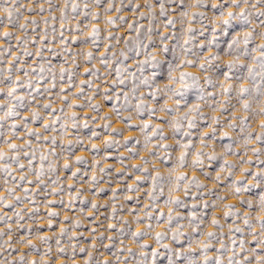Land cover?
I'll return each mask as SVG.
<instances>
[{
  "label": "rangeland",
  "instance_id": "obj_1",
  "mask_svg": "<svg viewBox=\"0 0 264 264\" xmlns=\"http://www.w3.org/2000/svg\"><path fill=\"white\" fill-rule=\"evenodd\" d=\"M201 4L0 0V264H264V0ZM242 10L225 34L220 13ZM182 72L198 77L183 97L165 88Z\"/></svg>",
  "mask_w": 264,
  "mask_h": 264
},
{
  "label": "snow or ice",
  "instance_id": "obj_2",
  "mask_svg": "<svg viewBox=\"0 0 264 264\" xmlns=\"http://www.w3.org/2000/svg\"><path fill=\"white\" fill-rule=\"evenodd\" d=\"M96 2L99 3V0H96ZM245 3H247V0H245ZM232 4H233L235 7H239V0H232ZM196 5H197V6H202V4H201V0H196ZM110 6H111V5H110ZM160 7H161V14H163V8H164L163 2H161ZM210 7H211L212 9L219 10L220 8L223 7V4L213 3V4H211ZM75 8H76V5H73V9H74V10H75ZM118 10H119V9H118ZM185 15H187V13H185ZM196 15L203 16V13H194V14H193V16H196ZM220 15H221V17H224V18L220 19L219 24H220L222 30L225 32V34H227V30H228L229 26L231 25L233 19L238 18V19L243 20V21H247V19H248V17L245 15V10H242L239 14L229 11V12L226 14V17H225V14H224L223 12H221ZM257 15H264V13H257ZM121 19H123V18H121ZM108 23H112V20L109 19ZM171 23H172V21L169 20V21H168V24H171ZM261 23H264V21H261ZM21 27H23V25H21ZM130 27H131V25H130ZM187 31H188V32H192L193 29L189 28V29H187ZM212 31L215 33L217 30H216V29H212ZM98 32H99V30H98L97 28L93 27L92 31L89 33V36L94 38V37H96V36L98 35ZM3 35H4V36H8L9 33L5 32V33H3ZM261 35L264 36V33H261ZM251 37H252V32H246V33H244V42H245L246 45H247V43L249 42V40L251 39ZM18 39H19V38H18ZM94 42H95V41L93 40V43H94ZM187 43H188V41H185V44H187ZM214 43H215V37L213 38V40H209V41H208V44H209V45H212V44H214ZM235 43H236V38L234 37L233 40H232V42L229 44V49H231ZM105 47H107V45H106ZM258 47H259L260 50H261V54H260L259 57H255V56H254L253 59H254V60L259 59L260 62H261V66L264 67V44H261V45H259ZM167 50H168L167 48L162 49V51H164V52H166ZM90 57H91V53H90V52L87 53V54L85 55V59H88V58H90ZM183 63H185V61H181V64H183ZM186 63L191 64L192 62H191V61H186ZM177 67H179V65H178ZM199 67H200L201 69H203V68L205 67V65H204V64H201ZM227 67H228L229 69H231L232 67H234V65H233V63L229 62V63L227 64ZM61 71L63 72V71H65V70L62 68ZM85 71H88V69H85ZM252 71H253V69L249 68V73H251ZM117 74H119V73H117ZM224 76L227 78V77H228V73L225 72V73H224ZM176 79H177V78L174 77V76H169V80H170V81H175ZM179 79H180V81H181V87L178 88V89H172V88H170L168 85H165V88H167L169 91H171V92L173 93V95H175V96H181V97H183V96L185 95V93L188 91L189 88L198 87V84H197L198 77L193 76L191 73H188V72H182V73H180ZM206 80H207V78H206ZM188 81H190L191 83H189ZM207 82H208V83H211L210 80H207ZM81 83H87V81H82ZM223 91H224L225 93H228V92L230 91V88H227V87H226V88L223 89ZM239 91H240L241 94H244V93H247L249 90H248L247 88L241 87ZM13 92H14V89H13V90H10L9 93H8V95H9V96H12ZM153 96H154V94H153ZM154 98H155V96H154ZM17 99H19V98H17ZM65 99H66V98H65ZM44 107L47 108V107H49V105L45 104ZM92 107H96V106L93 105ZM197 107H198V106H197ZM197 107H194L193 109H190V111H196V110H197ZM242 107H243L245 110H248V109H249V102H248V101H245V102L242 104ZM144 108H146V106L143 105V104H137V106H136L137 112H140V110H141V109H144ZM146 110H147L149 113H152V112L154 111V109H146ZM12 111H13V110H12L11 108H9L8 114L11 115V114H12ZM161 111H169V112H170L171 109L168 108L167 105H165V106H163V107L161 108ZM260 112H261L262 114H264V108H261V109H260ZM37 115H38L37 113L33 112V113H32V119L35 120V119L37 118ZM72 116L74 117L75 114L73 113ZM183 118H186V117H182V119H183ZM213 119L216 120L217 118L214 117ZM53 123H55V122H53ZM188 125H189V127H193V126H194V122H193V120L189 119V120H188ZM48 126H49L48 124H45L43 127L46 129V128H48ZM73 126L75 127V125H73ZM171 126L173 127V131H174V132H176V131H180V129H181V125L179 124L178 121H175V120L171 122ZM13 127H15V125H13ZM84 127H87V125L85 124ZM104 127L107 128L108 125H104ZM148 127H149V125H148L147 123H145V124L143 125V128H148ZM232 127H235V125H232ZM261 127L264 128V121L261 122ZM114 131H115V130H114ZM213 132H214V130H213ZM29 134H32V133H31V130H29ZM152 134H153V135H160V136L162 137V136H163V131H162V129H159V126H157V128H154V129H153V133H152ZM93 135H96V133H93ZM204 135H208V134H207V133H203L202 136H204ZM223 135H227V133H224ZM46 139H47V138H46ZM51 139L53 140V143H55V138L53 137V138H51ZM145 139L148 140L149 137L146 136ZM256 139H257L258 141L264 139V133H261V134L257 135V136H256ZM105 143L107 144L108 141H105ZM9 147L12 148V149H15L17 146H16V145H13V144H10ZM92 147L95 148L96 145H93ZM159 147H162V148H163V147H168V146H167V145H159ZM183 147H184L185 149H187V148L190 147V145H189V144H185V145H183ZM253 151L255 152V151H257V150H256V149H253ZM200 154H201V153L198 152V153H197V157H198ZM25 155H27V153H25ZM3 158H4V154H3V153H0V159H3ZM13 159H15V157H13ZM42 159H44V157H42ZM81 159H82V157H77V160H78V161L81 160ZM210 159H215V157H214V156H210ZM183 160H184V153H182L181 156H180V161H181V163H183ZM29 163H31V162H29ZM198 163H199L198 159H194V160H193V164H194V165H195V164H198ZM226 163H227V162H226ZM21 167H22V166H21ZM64 167H65V168H68L69 165L66 163V164L64 165ZM3 170H4V169H0V171H3ZM101 171H103V169H101ZM144 171H147V170L144 169ZM243 171H247V169H245V170H243ZM75 175H76V173H73V176H75ZM253 175L255 176L256 173H253ZM22 179H23V177H22ZM92 179L95 180V177H93ZM138 179H139V178H138ZM155 179H156V178L154 177L153 180H155ZM177 179H178V180H180V179H184V177H183V176H178ZM217 179H219L218 176H217ZM129 187L131 188L132 186L130 185ZM9 191H11V190L9 189ZM235 191L238 193V192L240 191V189L237 188ZM153 198H154V197H153ZM262 202H264V200H262ZM50 203H52V202H50ZM166 203L179 204L180 201L177 200V199H175V198H172V199L166 201ZM249 206H251V205H249ZM92 207L95 208V207H96V204H93ZM226 207L231 208L232 206H231V205H228V206H226ZM49 215H56V213H49ZM224 215H225V216H230V215H232V213H231L230 211H226V212L224 213ZM158 218H159V217H158ZM0 219H2V218H0ZM172 219H173V216L171 215V209H170V210H169V217H168L169 222H170ZM244 222H245V224H248V223H249V221H248L247 219H245ZM211 223H212L213 225H216V224H218V221H217L216 219H213ZM261 225H262V227H264V220L261 221ZM49 226H51V221L49 222ZM109 227H112V225H109ZM64 231H65L64 229H61V233H63ZM236 231L239 232L240 229L237 228ZM143 234H144V233H143L142 231H140V230H137L136 232H133V233H132L133 237H139V236H141V235H143ZM163 235H164V234L161 233V232H157V233H155V237H156L157 240H160V239L162 238ZM205 235H206V237L211 238V237L214 236V233H213V232H207ZM40 239H41V240H46L47 237H43V236H42V237H40ZM144 246H145V245H141V247H144ZM33 247H34V246H33ZM201 247H202V248H206V247H207V244H202ZM60 251L62 252L63 249H60ZM80 251L83 252L84 249L81 248ZM153 255H156L155 250H153ZM176 255H181V253H177ZM21 259H23V257H21ZM206 259H207V257H206ZM33 264H34V262H33ZM217 264H219V260H217Z\"/></svg>",
  "mask_w": 264,
  "mask_h": 264
}]
</instances>
